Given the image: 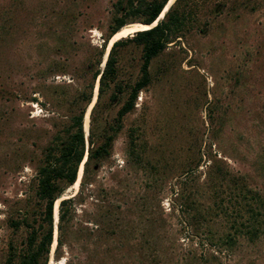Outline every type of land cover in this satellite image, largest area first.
Listing matches in <instances>:
<instances>
[{
	"label": "rangeland",
	"instance_id": "rangeland-1",
	"mask_svg": "<svg viewBox=\"0 0 264 264\" xmlns=\"http://www.w3.org/2000/svg\"><path fill=\"white\" fill-rule=\"evenodd\" d=\"M116 2L0 0V264L11 245H24L27 228L14 222L36 208L44 147L78 97L93 82L84 126L100 143L139 77L141 45L130 41L118 47L115 100L113 82L99 95L92 78ZM181 4L191 7L188 26L151 59L150 83L123 115L110 154L90 163L62 223L59 257L52 246L47 264H264V234L221 238L232 219L220 206L234 187L215 179L243 177L264 202V0ZM132 138L139 162L127 152Z\"/></svg>",
	"mask_w": 264,
	"mask_h": 264
},
{
	"label": "trees",
	"instance_id": "trees-1",
	"mask_svg": "<svg viewBox=\"0 0 264 264\" xmlns=\"http://www.w3.org/2000/svg\"><path fill=\"white\" fill-rule=\"evenodd\" d=\"M182 1L187 0H173L172 2L171 0H117L116 8L119 13L113 17L110 30L99 51L98 62L101 61L100 57L107 39L111 36L113 38L123 26L127 25V21L137 20L148 23L146 25L150 27L136 30L133 35L114 40L102 69L96 67L92 78H98L99 95L105 86L113 82L110 99L115 100L117 92L122 90L121 84L116 81L118 47L130 41L141 45L142 61L139 67V77L129 86L127 97L117 109L113 122L105 127L103 140L100 143L95 142L92 129H89L87 134L84 126V118L88 114L87 112L85 116V109L91 100L93 82L90 83L89 89L83 91L82 95L78 97L82 101L78 105V109L70 115L64 128L57 131L44 147L43 159L38 165L35 175L36 208L30 217L24 215L21 220L14 222L15 224L23 222L27 228V234L24 245L19 251L16 247L10 246L12 249L7 258V264H47L54 244L53 256L59 257L58 248L62 243V223L68 219L71 208L75 206L76 201L80 202L82 185L90 163H97L110 154L112 140L115 132L122 126L123 115L134 108L139 91L150 83L149 64L151 59L159 54L169 42L178 40L177 38L182 36V31L188 26L187 23L192 14L191 7L182 6ZM163 12L164 15H162ZM161 16L163 17L153 25L156 22L155 19ZM95 108L96 104L92 106V114ZM93 120L92 115L91 122ZM86 137L90 142L88 149ZM135 149L136 145L134 138H132L127 152L133 154L135 160L139 162L141 157ZM81 164H83V170ZM81 170L82 175L78 190L69 195H64L63 192L67 186L75 187L79 181ZM224 173L219 171L215 179H218L220 183L227 180L226 184L228 183L234 188L229 191V200L223 203L224 206H220V210L232 219L231 231L222 235L221 238L229 243L237 241L238 235L254 240L264 234L263 199L260 194L257 195L243 177L239 179L238 175H230L229 173L224 176ZM57 201L58 219L56 216ZM55 219H57L56 223ZM55 228L57 229L56 236L54 234Z\"/></svg>",
	"mask_w": 264,
	"mask_h": 264
},
{
	"label": "bare ground",
	"instance_id": "bare-ground-1",
	"mask_svg": "<svg viewBox=\"0 0 264 264\" xmlns=\"http://www.w3.org/2000/svg\"><path fill=\"white\" fill-rule=\"evenodd\" d=\"M167 9V8H166ZM166 9L164 10V12L166 11ZM163 12V13H164ZM163 15V14H162ZM162 17V16H161ZM156 23V22H155ZM154 24V23H153ZM149 27V25H146V24H143V25H139V24H131V25H125L123 26L112 38L111 42H110V45L108 47V51H109V48L112 44V42L120 37H123V36H126L127 34L131 33V32H134L136 30H139V29H144V28H147ZM82 172V170H81ZM81 172H80V176H81ZM80 180V178H79ZM79 183V181L76 183L75 186H77ZM60 200V199H59ZM58 200V201H59ZM58 201L56 202V216H58ZM55 245V244H54Z\"/></svg>",
	"mask_w": 264,
	"mask_h": 264
},
{
	"label": "water",
	"instance_id": "water-1",
	"mask_svg": "<svg viewBox=\"0 0 264 264\" xmlns=\"http://www.w3.org/2000/svg\"><path fill=\"white\" fill-rule=\"evenodd\" d=\"M170 4V3H169ZM169 6V5H168ZM163 15H164V13H163ZM163 17V16H162ZM162 17H160V18H156L155 20H156V23L162 18ZM142 23H144V22H142ZM156 23H154V24H156ZM144 24H148V23H144ZM153 24V25H154ZM152 26V25H151ZM150 27V26H149ZM104 64V63H103ZM86 142H87V149H88V147H89V145H90V143H89V139H88V137H86Z\"/></svg>",
	"mask_w": 264,
	"mask_h": 264
}]
</instances>
